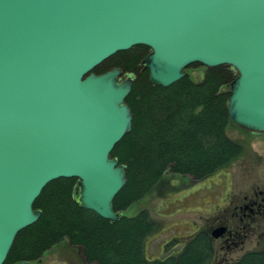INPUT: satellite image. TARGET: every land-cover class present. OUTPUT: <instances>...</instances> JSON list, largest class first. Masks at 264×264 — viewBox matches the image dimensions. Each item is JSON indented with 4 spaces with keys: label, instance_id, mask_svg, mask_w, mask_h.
<instances>
[{
    "label": "water",
    "instance_id": "obj_1",
    "mask_svg": "<svg viewBox=\"0 0 264 264\" xmlns=\"http://www.w3.org/2000/svg\"><path fill=\"white\" fill-rule=\"evenodd\" d=\"M137 44L153 84L230 65L232 122L264 132V0H0V264L59 177L78 179L81 206L120 218L127 171L112 150L132 128L134 76L93 70Z\"/></svg>",
    "mask_w": 264,
    "mask_h": 264
},
{
    "label": "trees",
    "instance_id": "obj_2",
    "mask_svg": "<svg viewBox=\"0 0 264 264\" xmlns=\"http://www.w3.org/2000/svg\"><path fill=\"white\" fill-rule=\"evenodd\" d=\"M150 47L137 44L117 51L93 70L103 73L120 67L134 76L126 98L133 113L132 128L115 145L112 156L126 165L127 182L114 199L120 218L111 221L81 206L75 199L78 179L59 177L47 183L34 202L39 219L20 230L3 264L38 262L52 247L68 240L78 246L89 264H212L215 249L207 230L194 233L176 253L149 259L147 239L156 223L148 209L135 215L126 211L160 184L167 171L204 179L240 157L243 145L227 129L229 85L234 68L205 67L203 79L189 73L174 83L153 84L142 59ZM237 125V124H236ZM224 264H264V247L245 252Z\"/></svg>",
    "mask_w": 264,
    "mask_h": 264
},
{
    "label": "rangeland",
    "instance_id": "obj_3",
    "mask_svg": "<svg viewBox=\"0 0 264 264\" xmlns=\"http://www.w3.org/2000/svg\"><path fill=\"white\" fill-rule=\"evenodd\" d=\"M186 71L196 81L203 79L205 75L204 66L190 67ZM234 72L236 75L235 69ZM129 74L123 72V78ZM227 133L243 145L244 151L240 157L201 180L191 175L167 171L152 192L126 211L128 215H135L142 209H148L156 223V229L145 245L149 259L179 252L194 233L208 229L215 222L216 216L223 218L228 212L218 204L224 203L227 192L232 190L236 194L240 190L248 189L253 183L264 182V132L231 124ZM256 219L252 223L255 230L251 238L242 250L238 249L231 261L247 251L264 247V243H258L259 232L264 230V213L257 214ZM242 245L244 243H239V246ZM36 263L89 264L82 250L68 240L52 247Z\"/></svg>",
    "mask_w": 264,
    "mask_h": 264
},
{
    "label": "flooded vegetation",
    "instance_id": "obj_4",
    "mask_svg": "<svg viewBox=\"0 0 264 264\" xmlns=\"http://www.w3.org/2000/svg\"><path fill=\"white\" fill-rule=\"evenodd\" d=\"M233 193L232 190L227 192L223 199L224 203L218 204L228 213L223 218L216 216L215 222L208 229H205L213 239L215 264L231 261L238 249L244 248L245 243L251 238L250 236L255 230L252 223L257 221L256 215L264 213V182L253 183L248 189L240 190L236 194ZM219 226H224L225 232L219 237H213L212 231ZM241 242L244 245L239 246ZM258 243H264V230L259 232Z\"/></svg>",
    "mask_w": 264,
    "mask_h": 264
}]
</instances>
